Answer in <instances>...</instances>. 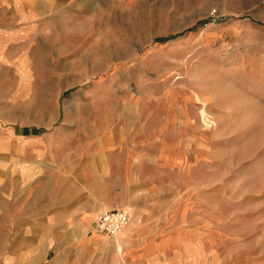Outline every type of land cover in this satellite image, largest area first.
<instances>
[{
    "label": "rangeland",
    "instance_id": "obj_1",
    "mask_svg": "<svg viewBox=\"0 0 264 264\" xmlns=\"http://www.w3.org/2000/svg\"><path fill=\"white\" fill-rule=\"evenodd\" d=\"M139 8L145 15L127 27V47L112 42L118 34L109 31L103 35L110 42L83 39L73 51L72 60L92 78L128 62L116 71L126 74L120 80L105 81L110 96L79 98L78 89L96 81L60 80L65 69L58 56L55 83L15 76L9 66L0 72V131L28 128L46 135L81 99L96 111H84V118L114 135L125 127L137 139L166 140L150 158L163 167L157 188L137 201L151 206L144 215L161 222L165 233L175 227L197 232L209 253L206 264H264V0H149ZM70 84L78 87L63 86ZM54 86L57 95H43ZM97 217L89 228L108 237L95 230ZM55 229L76 232L72 225ZM183 247L192 248L168 252Z\"/></svg>",
    "mask_w": 264,
    "mask_h": 264
},
{
    "label": "crops",
    "instance_id": "obj_2",
    "mask_svg": "<svg viewBox=\"0 0 264 264\" xmlns=\"http://www.w3.org/2000/svg\"><path fill=\"white\" fill-rule=\"evenodd\" d=\"M148 1L0 0V72L12 66L15 76L55 83L58 56L65 69L60 80L96 81L92 88H79V98L110 96L105 81L120 80L126 74L116 71L128 62L92 78L79 59L72 60L73 51L81 40L105 39L103 33L109 31L118 34L110 36L112 42L127 47V27L135 25L137 14L145 15L140 8L136 12L137 4ZM114 16L121 21L114 22ZM74 63L78 68L71 72ZM26 66L30 68L23 70ZM50 91L43 95H57V86ZM79 101L46 135L28 128L0 131V264H206L209 253L201 248L197 232L175 227L165 233L158 227L161 222L144 215L151 206L137 202L145 194L148 200L160 181L163 167L150 158L166 140H144L141 134L137 139L125 127L114 135L108 126L88 120L89 115L84 118V111H96ZM117 207L126 208L131 219L122 233L114 238L91 231L102 210ZM57 225H72L76 232L56 233ZM185 244L194 248L168 252Z\"/></svg>",
    "mask_w": 264,
    "mask_h": 264
},
{
    "label": "built area",
    "instance_id": "obj_3",
    "mask_svg": "<svg viewBox=\"0 0 264 264\" xmlns=\"http://www.w3.org/2000/svg\"><path fill=\"white\" fill-rule=\"evenodd\" d=\"M130 220V214L124 208H112L102 210L94 222L97 232L108 236H114L123 231Z\"/></svg>",
    "mask_w": 264,
    "mask_h": 264
},
{
    "label": "bare ground",
    "instance_id": "obj_4",
    "mask_svg": "<svg viewBox=\"0 0 264 264\" xmlns=\"http://www.w3.org/2000/svg\"><path fill=\"white\" fill-rule=\"evenodd\" d=\"M124 230H125V229H124ZM124 230H123V231H124ZM123 231H120V232H118L117 234H120V233H122ZM117 234H115L114 236H116ZM114 236H113V237H114Z\"/></svg>",
    "mask_w": 264,
    "mask_h": 264
}]
</instances>
